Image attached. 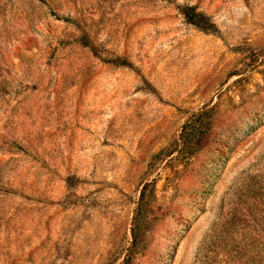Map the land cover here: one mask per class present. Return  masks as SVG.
<instances>
[{"label":"rangeland","instance_id":"374dc122","mask_svg":"<svg viewBox=\"0 0 264 264\" xmlns=\"http://www.w3.org/2000/svg\"><path fill=\"white\" fill-rule=\"evenodd\" d=\"M0 264H264V0H0Z\"/></svg>","mask_w":264,"mask_h":264},{"label":"trees","instance_id":"16d2710c","mask_svg":"<svg viewBox=\"0 0 264 264\" xmlns=\"http://www.w3.org/2000/svg\"><path fill=\"white\" fill-rule=\"evenodd\" d=\"M184 16L194 26H199L200 25V22H199L200 19H203V16L197 14L196 11L193 9H187L184 12ZM202 116L203 115H200L198 118H196L194 120L193 123L186 125L184 127V129L189 127L191 129H193V131L195 130V132H197L198 134L203 133L205 130H207V124L204 122H201Z\"/></svg>","mask_w":264,"mask_h":264}]
</instances>
